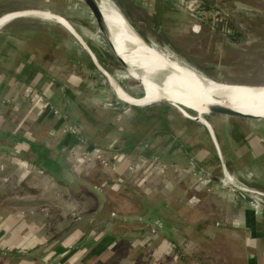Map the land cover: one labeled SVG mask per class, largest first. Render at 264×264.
Segmentation results:
<instances>
[{"label":"rangeland","instance_id":"obj_1","mask_svg":"<svg viewBox=\"0 0 264 264\" xmlns=\"http://www.w3.org/2000/svg\"><path fill=\"white\" fill-rule=\"evenodd\" d=\"M160 2H126V17L145 40L171 46L179 58L189 60L192 66L219 82L264 85V0H211L209 3L169 0L172 8L163 7ZM169 9L176 13L171 14ZM16 10H50L64 15L83 33L81 36L91 47L105 54L102 58L108 65L109 76L140 102L137 105L126 101L110 78L95 65L83 43L58 21L25 15L7 24L29 21L45 25L55 33V36H46L42 28L37 29L34 38L39 40L35 49L49 54L47 72L69 87L76 101L68 94L64 97L67 106L64 110L51 99L37 102L33 99L36 89L24 88L19 90L18 99L10 96L5 104H0V131L26 135L30 140L44 143L49 150L55 147L52 169L61 170L44 175L29 163L0 151V251L17 247L21 248L22 255V260L16 261L14 257L0 254V264H264V253L258 255L264 236L246 224L249 213L262 224L264 210L255 213L257 210L250 208L245 200L233 199L221 182L218 188L226 170L234 180L264 191V118L210 114L209 122L212 119L219 126L212 123L210 129L187 118L171 104L146 103L156 93L144 84L142 88L141 82L124 67L114 47L111 46L113 52L108 45L110 42L91 9L82 0H0V16ZM157 10L159 16H154ZM5 26L0 29L1 33ZM191 27L195 33L189 31ZM61 36L66 41H61ZM63 46V57L57 59ZM39 104L52 106L58 111V118L37 121L36 105ZM80 104L88 112L86 116ZM130 107L152 109L161 118L155 126L166 137L154 138L155 142L149 141L148 146L144 143L134 154H121L115 144L122 145L126 133L134 132L131 142L135 143L146 128L152 131L144 121L131 123ZM191 114L200 115L195 111ZM60 117L67 120L59 129L55 120ZM233 123L241 128L243 135H249L246 145L233 139L232 135H237L233 132ZM78 130L90 136L101 135V150L89 149L83 143H63L64 132L73 133L76 138ZM169 132L172 135H167ZM7 137L0 138L1 143L13 146L15 140ZM174 141L187 144L192 150L181 147L175 150L179 155L172 156L169 148L177 147ZM58 143L62 144L58 146ZM152 145L158 149L147 157ZM61 173L68 179L73 175L82 177L97 190L87 184L79 188L65 185ZM206 175L211 179L209 183L203 181ZM55 208L59 214L63 211L67 221L84 213V219L79 220L80 230L69 231V238L66 236L68 244L62 243L61 220L52 213ZM155 213L170 219L175 230L184 225L180 229L185 235L176 236L178 249L164 236L160 240L151 235L147 240L142 235L141 229L148 228L153 233L154 230L138 217ZM103 220L106 227L102 229L97 224ZM241 227L246 230L244 236ZM4 230L7 232L3 234ZM107 234L116 236L115 243L103 254L93 253L91 243ZM90 236L92 240L88 239ZM84 239L90 241L91 249L80 246ZM36 242L41 243L40 248L33 250ZM73 244L70 251L53 253L47 258V247L53 251L59 245Z\"/></svg>","mask_w":264,"mask_h":264},{"label":"bare ground","instance_id":"obj_2","mask_svg":"<svg viewBox=\"0 0 264 264\" xmlns=\"http://www.w3.org/2000/svg\"><path fill=\"white\" fill-rule=\"evenodd\" d=\"M97 1L104 14L102 16L104 34L114 47L119 60L135 79L141 80L148 89L156 93L155 97L146 100V103H159L158 100L167 98L173 103H183L186 105L185 110L191 109L201 116L209 112V105L225 104L247 115L264 117V110H258L259 107L264 106V85L227 84L211 79L188 61L179 58L168 44L169 47L160 46L155 39L145 42L131 28L128 18L124 20L123 9L113 0ZM22 14L21 16L34 15L47 20H56L70 30L62 18L48 13ZM16 15L18 14H10L1 19L0 29L13 21ZM103 73L110 78L118 93L125 97L126 101L139 105L140 100L125 91L109 76V73ZM227 96L238 99L228 104L224 99ZM185 112L186 115L190 114Z\"/></svg>","mask_w":264,"mask_h":264},{"label":"crops","instance_id":"obj_3","mask_svg":"<svg viewBox=\"0 0 264 264\" xmlns=\"http://www.w3.org/2000/svg\"><path fill=\"white\" fill-rule=\"evenodd\" d=\"M165 6L170 7V8L173 7L172 3H168V2L166 4H163V7H165ZM169 10H170V13L172 11L175 12L174 9H169ZM160 12L162 13V11H160ZM153 15L159 16V11L157 10ZM16 22H17V20L15 21V23ZM25 23L27 24V22H25ZM47 28H49V27H47ZM189 31H191L192 33H195L196 30H193V28L191 27ZM16 33H18V32H16ZM16 33H15V35H10V34L4 35L3 33L0 32V40H2V41H0V53H1V51H4V52L6 51L5 54H3V56L0 57V64L4 63V67H5V68H0V104H5L6 99L10 96L16 97V99H18V92L20 89L21 90H24V88L25 89H31V90L36 89L38 92L40 91L41 94H37L36 90H34L35 91V93H34L35 96L33 98L34 100H36L37 102H39V101L43 102V100L51 99L52 103L54 105H56V106L59 105L65 110V108L67 106H66V103L64 102V97H67V95H68L65 93L67 90L70 92H71V90L69 87L65 86L62 81L57 80L52 74L47 72L46 64H48L50 62L51 57H49V54H47V53L41 54L37 48L35 49V47H37L36 42H38L37 40H39V38H36V39L34 38V36L37 35L36 34L37 32L35 30L33 33H32V31L28 32V34H29L28 37L31 39L32 43L23 41V38H21ZM19 33L21 35L27 34V33H24L22 30ZM67 38H68V36H67ZM11 46L16 47L17 50L13 51ZM63 48H64V46L61 47L60 49L62 50ZM18 49H20L22 52L19 53ZM60 57H63V52H60V54L56 56L57 59H60ZM185 60L189 61L187 59H185ZM5 62H10V63L6 64ZM42 71H45V73ZM74 96L72 95L73 99L76 101V95H74ZM18 105L21 106V103ZM16 107H18V106H16ZM37 107L39 108V111L37 113V121L40 122V121H43L46 119L58 118L57 117L58 111L56 112L52 106H50V105L42 106L39 104V105H36V108ZM80 108L83 110V112H84V110H86L82 104H80ZM52 111L56 112L55 115H53V116L51 115V114H53ZM66 120L67 119L65 117H60L58 120H55L56 128L61 127L62 124ZM78 123H79V121H78ZM8 132H10V131H8ZM68 134H70V132H64L63 133L64 138H65V135H68ZM71 134L74 135L73 133H71ZM22 136H25L26 138H28L26 135H22ZM78 136H79V134H78ZM78 136L76 138H74L72 136L73 139L71 141H69L68 143L75 144V145H82V143H83L84 146L88 145V143L90 141H88L87 138H85L83 136L82 137L81 136L78 137ZM100 137H101V135L96 137V138L99 139ZM211 140H213V139H211ZM31 141H33V140H31ZM213 141L215 142V140H213ZM79 142H80V144H79ZM34 143H35V145L32 147L25 144V143L17 144L16 146H19L20 148L18 150H16L15 153H19V155H14V153H10V152L5 151V150H0V151H2L6 155L16 157V158H14L15 160L18 158L17 159L18 161L23 160L26 163H29L30 165L33 166V169H35V171H37L39 173H42L44 175H45V173L48 174L47 172H49L53 167V164H52L53 161L51 160V156H52V153L55 151L56 148L54 147V148H51L49 150L47 148L48 146H46L44 143H39L37 141H35ZM63 143H65V142H63ZM216 143H218V142H216ZM61 144L58 143V146ZM117 145L118 144H115V146L118 149L120 144L118 146ZM58 146H57V148H59ZM102 146L103 145L99 144L98 146H95L94 149L98 148L101 150ZM145 146H148V144H145ZM119 151H121V149H118V153L127 154V153H123V152H119ZM223 152L225 153V151H223ZM134 153H132V154H134ZM129 154H131V153H129ZM146 156L150 157L148 154H146ZM153 156H156V155H153ZM67 179L68 178H65L64 180L62 179L63 184L65 183V185L71 186L72 188H79L80 187V185H81L80 183L75 184V180H69V179L67 180ZM57 210L58 209H56V208H55V210L53 209L52 213H53V216H54V214H56L58 217L57 219L61 220L60 225H59L60 226L59 229L61 230L60 235L62 234L61 237H62V239H64L62 243L66 244L67 242L65 241V239H66V236L67 237L69 236L68 235L69 231H79L80 230L79 227L81 226L80 225L81 221H79V220L81 218L84 219V213L82 214V217H78L76 219H72L70 221H67V219H66L67 217H65L63 215L64 214L63 211L59 214ZM46 219H47V217H46ZM243 221H245V219ZM15 222H16V220L14 221L12 226H14L16 224ZM244 224H245V222H244ZM97 226L99 228H102V229L105 228L106 226H105L104 220H103V222L99 223V225L97 224ZM146 229H148V228H146ZM5 232H7V231L4 230L3 234ZM142 235L144 237L146 236L147 240H150L149 236H151V235L156 236V238H159L160 240L162 239L161 236H164L166 239H169L171 246L173 248L175 247L174 244L172 243L171 239L169 237H167L160 230L154 231V233L151 232V230H150V232H148L146 235H144V234H142ZM105 236H107V235H105ZM143 236L141 237V239H143ZM103 237L95 239L94 242H92L91 244L95 245L96 243L100 242L103 239ZM88 239H91V236ZM88 239H87V241L84 239L83 243L80 245V246H83L82 248H84L86 246V247H89V249H91L90 241ZM114 243H115V240H113L110 245H112ZM40 244H38L36 242V245L33 246V250L38 249L37 246H39V248H40ZM73 246H74V244L71 246L70 245L69 246L59 245L57 248H54L53 251H48L51 249L49 247H47L45 249V252L49 253V254H47V258H48L53 253L64 254L67 251H70L71 247L73 248ZM79 248H81V247H79ZM9 249L10 248L7 247V250H9ZM20 249L21 248L16 247L15 249L10 250V251H15V252L21 253ZM107 249H109V248H107ZM104 252H106V251H103L101 253L103 254ZM62 260L64 261V258ZM82 260H86V259L83 258ZM37 263L38 262H36V264Z\"/></svg>","mask_w":264,"mask_h":264},{"label":"trees","instance_id":"obj_4","mask_svg":"<svg viewBox=\"0 0 264 264\" xmlns=\"http://www.w3.org/2000/svg\"><path fill=\"white\" fill-rule=\"evenodd\" d=\"M116 1L122 6L123 11L126 14L125 7H126V2L128 0H116ZM161 1L162 2H160V3H163V4H166L167 3L166 1H163V0H161ZM209 1H211V0H209ZM206 2H208V1L206 0ZM39 28L40 29L42 28L45 31L46 36L47 35L48 36H51V37L52 36H55V33L50 28H47V26L42 25V24H39V23L29 22V21H27V24L26 23H21V22L14 23L13 25L11 24V26H7L3 30L2 33L4 35H7V34L15 35V33L18 32L16 34L19 35L21 38H23V41H25V42H31L32 43L31 39L28 37V35H29L28 32L29 31H32V33H33L34 30L37 31V29H39ZM21 30L24 33H27V34L21 35L19 33V32H21ZM64 39L65 38L62 37L61 38V41L62 40H63V42L66 41ZM0 41H2V40H0ZM58 42H60L59 39H58ZM11 48H12L13 51L14 50L15 51L17 50L16 47H14V46H11ZM92 48L95 51V53L97 54V57L108 67L106 61L102 58L103 56H105V54L101 53L100 50H98L94 46ZM20 49H18V52L19 53L22 52ZM63 51L64 50H61V52H63ZM5 52L4 51H1L0 57L3 56V54H5ZM107 56H109V57L112 58V55H107ZM5 63L7 64V63H10V62H5ZM0 68H5L4 67V63H1L0 64ZM42 72L45 73V71H42ZM65 94H71V92L67 90ZM52 113L53 114H51V115L53 116V115H55L56 112L55 111H52ZM86 114H88V112L86 110H84V115L86 116ZM129 117L131 118L130 119L131 120V123L139 124V122L144 121L145 123H147L148 125H150L152 131L149 130V129H147V128H146L145 132H142L141 131L142 134L140 136H137V139H138L137 141L138 142H135V143L131 142V138H132V135L134 134V132H130V133L128 132V133H126L127 136L124 135V137L122 138V145H120L119 148H118V149H121V152L128 153V154L129 153H134V152H137V150L141 149L143 143L146 142L148 144L149 141L151 143L152 142L154 143L155 142L154 138H158V137L163 138V137H166V134H161V133H163V131H160L159 128L157 129V127L155 126V124H158L157 122H159L161 120V118L157 114H155L152 109H150V108L149 109H143V108H138V107H131V113L129 114ZM210 122L213 123L214 125H216L217 127H219L216 122L212 121V119L210 120ZM136 128H138V127L136 126ZM232 129H233V132L236 131L235 134L237 133V135H232L233 139L236 140V143L241 144V145L242 144L246 145L248 143L247 140H249V138H248L249 135H243L244 133L243 134L241 133L242 132L241 128H238L237 125L234 124V123L232 124ZM78 134L81 137L83 136V137L89 139V141H90L88 143V146H89L88 148L89 149H93L95 146H98L99 144L102 145V142L101 143L99 142L101 140L100 139H97L95 135L94 136L93 135L90 136V135H87L86 132H84V131H81L80 132L79 130H78ZM160 135H164V136H160ZM167 135H172V133L167 134ZM72 139H73V137H72V134L70 133L68 135H65V138H64V141L63 142L66 143V142L71 141ZM140 142H142V143H140ZM174 142H176V141H174ZM0 144H1V141H0ZM164 145H166V144L164 143ZM152 146L153 147L151 149L149 148V150L147 151V152L151 151L150 153H147L148 155H150L151 153L154 154V151L158 149V147H155L154 145H152ZM176 146L177 147L172 146V147L169 148L173 152V155L172 156H175V155L178 156L179 153H175V150L181 149V147H183V148L185 147V149H188L189 152L192 150V148L190 146H188L187 144L182 145L181 143L179 144L178 142H176ZM224 151H225V153H227L226 150H224ZM160 155H158V156L159 157H167V158L169 157V156H166V155H162V156H160ZM250 155L252 157H254V153L252 152V150H250ZM169 159H171V158L169 157ZM253 160L255 162L257 161L255 157H254ZM76 183L79 184V182H76L75 181V184ZM253 186H255V185H253ZM238 206L240 207L241 205L238 204ZM246 211H250V210L247 209ZM246 211H245V213H248ZM250 214L251 213L248 214L249 217L247 215V217H248L247 222H246L247 226L249 224L252 228L258 229V231L262 232L261 233V236H264V235H262V234H264V221L262 222V224H260L259 222H257V220H256L257 218L254 217L252 214L251 215ZM138 219L142 220L143 223H148L150 226L152 224H154L158 228H160V226L155 221H160L162 223V228L161 229H162L163 233L167 237H169L171 239V241L174 244L175 248L178 249L179 243H178V240H177L176 236H178L180 234L181 235H185L183 233V231H182L183 228H184V225H183V227L182 226L180 227V228H182V230L180 228L178 230H175L176 229L175 228V225H173V223H171L170 219H165L163 217V215H159V214H156V213L155 214H150L149 217H146V216L142 217L141 216V217H138ZM241 228L242 229H240V230H243V234L242 235L244 236L245 233H246V230H245L244 227H241ZM141 231L143 232L144 235H146L148 232H150L149 229H141ZM186 237H188V236L186 235ZM115 238H116V236H114L113 234H107V236H104V238L100 242L96 243L93 246L94 248L92 249V252L93 253H101L102 251H105L110 246V244L112 243V241L115 240ZM261 241H260V243H261ZM263 242H264V239L262 241V245H259L258 255H262L264 253V244H263ZM261 249H263V250H261ZM74 251L75 250H73V252ZM0 254H6V255H8L9 257H12V258L14 257L13 260H16V261H21L22 260L20 258V256H22L21 253H18V252H15V251H7V252H1L0 251ZM38 256L40 257V255H38Z\"/></svg>","mask_w":264,"mask_h":264},{"label":"water","instance_id":"obj_5","mask_svg":"<svg viewBox=\"0 0 264 264\" xmlns=\"http://www.w3.org/2000/svg\"><path fill=\"white\" fill-rule=\"evenodd\" d=\"M90 9H91V11H92V14H93V16L95 17V19H96V21H97V23H98V25L101 27V29H103L104 28V23H103V19H102V16H104V14H103V11L101 10V7H100V3L97 1V0H82ZM115 3H116V5H118L120 8H122V6L116 1V0H113ZM163 1H166V2H168V3H171V2H169V0H163ZM205 2H206V0H204ZM208 2L207 3H209L210 1L209 0H207ZM123 9V8H122ZM33 12H45V13H48V14H51V15H53V16H57V17H60V18H62L66 23H67V25L70 27V32H72L71 34H73L74 36H75V38L78 40H80L82 43H83V45H84V49L88 52V54L90 55V57L92 58V60L94 61V63H95V65L100 69V70H102L103 72H107V73H109L110 74V71H109V69H108V67L97 57V54L95 53V51L93 50V48L88 44V42H86L85 40H84V38L81 36V33H80V31H78L75 27H74V25L64 16V15H62V14H59V13H56V12H53V11H50V10H16V11H13V12H8V13H5V14H2L1 16H0V20L1 19H3L5 16H7V15H10V14H18L19 15V17H24V16H21V14L22 13H33ZM123 14H125V13H123ZM18 15H16V18H19V17H17ZM22 15H24V14H22ZM126 15V14H125ZM123 16V18H124V20H125V18H126V16ZM15 18V19H16ZM14 20V19H13ZM12 21V20H11ZM10 21V22H11ZM10 22H8V23H10ZM7 23V24H8ZM7 24H6V26H7ZM131 28L146 42V40H145V38L143 37V35L142 34H140L135 28H134V26H133V24H131ZM123 29L124 30H126L124 27H123ZM82 35H83V33H82ZM80 43V42H79ZM81 44V43H80ZM82 45V44H81ZM110 47L112 46V45H110V44H108ZM111 49H112V47H111ZM112 51H113V49H112ZM114 52V51H113ZM115 54V53H114ZM115 56H116V54H115ZM117 59V58H116ZM117 61L118 62H120L118 59H117ZM122 65V64H121ZM191 65V64H190ZM206 74V73H205ZM207 75V74H206ZM208 76V75H207ZM208 77H210V76H208ZM211 78V77H210ZM211 79H214V78H211ZM137 80H139V79H137ZM214 80H216V79H214ZM140 82H141V84H142V88H143V83H142V81L141 80H139ZM220 80H217V82H219ZM222 83V82H221ZM120 99V101L122 100L121 98H119ZM118 99V100H119ZM226 101H227V103L229 104V103H231V102H233V100H237L238 98H232V97H226V98H224ZM124 100H122V102H123ZM159 102H162V103H168V104H171V105H173V106H175V107H177L180 111H181V113L184 115V116H186L187 118H189V119H191V120H194V121H199V122H201V123H203L204 125H206L208 128H212V123L211 122H209V119L207 118V116L208 115H210V114H216V115H222V116H226V117H230V118H245V119H263L264 117H259V116H254V115H251V114H245V113H243V112H241V111H239V110H237V109H234V108H232V107H230V106H227V105H225V104H212V105H209L208 106V109H209V112L207 113V114H204L203 116H201V115H199V114H196V115H192L191 114V111H193V110H191V109H187V110H185L186 108V105H184L183 103H173L170 99H167V98H162V99H160V100H158ZM124 102H126V101H124ZM127 103V102H126ZM181 104V105H180ZM244 105H246V104H244ZM250 105V104H249ZM258 107V106H257ZM264 110V106H261V107H259L258 108V110ZM185 111H187L188 113H190V114H188V115H186L187 113L185 112ZM210 128V129H211ZM5 136H8L7 138H9V139H13V140H15V144L13 145V146H11V145H5V144H3V143H1L0 144V150H5V151H8V152H10V153H14V155H19V153H15V151L17 150V148H16V145L17 144H20V143H25V144H27V145H29V146H34L35 145V143L33 142V141H31L30 139H28V138H26L25 136H22V135H15L14 133H12V132H8V131H0V138H2V137H5ZM214 136V135H213ZM220 153V152H219ZM59 171H61L60 169H58ZM57 170V168H55V169H52V170H50L49 172L50 173H53V172H56V171H58ZM60 177H63L64 178V175L61 173V175H60ZM71 178L72 179H69V180H75L76 182H79L80 184H84V185H89L92 189H94V190H97L94 186H92L91 184H89L87 181H85V179H83L82 177H79V176H75V175H73V176H71ZM65 179V178H64ZM68 180V179H67ZM155 222H157L158 224H159V226H160V228H158L156 225H154V224H152L151 225V227H152V229L154 230V231H157V230H160V231H162V223L160 222V221H155ZM163 232V231H162Z\"/></svg>","mask_w":264,"mask_h":264},{"label":"built area","instance_id":"obj_6","mask_svg":"<svg viewBox=\"0 0 264 264\" xmlns=\"http://www.w3.org/2000/svg\"><path fill=\"white\" fill-rule=\"evenodd\" d=\"M223 172L225 176L223 180L222 179H220V181L218 180L219 181L218 188L221 186L220 185L221 182L223 187H226L230 190V192L232 193V198L234 197L237 200H245L250 208H254L255 210H257L255 213L264 210V191H262V189L256 188L255 186L243 182H238L236 181L237 179L234 180L235 178L234 176H233L234 178L232 177L233 179L230 176H228L229 175L228 171L224 170ZM203 181L209 183L211 179L206 175Z\"/></svg>","mask_w":264,"mask_h":264}]
</instances>
